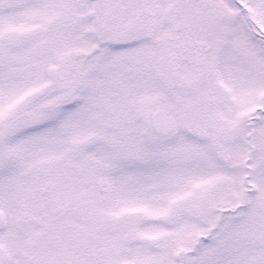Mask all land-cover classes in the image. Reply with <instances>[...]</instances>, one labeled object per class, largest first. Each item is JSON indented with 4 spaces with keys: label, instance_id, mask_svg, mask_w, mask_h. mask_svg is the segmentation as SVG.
I'll list each match as a JSON object with an SVG mask.
<instances>
[{
    "label": "snow or ice",
    "instance_id": "1",
    "mask_svg": "<svg viewBox=\"0 0 264 264\" xmlns=\"http://www.w3.org/2000/svg\"><path fill=\"white\" fill-rule=\"evenodd\" d=\"M0 264H264V0H0Z\"/></svg>",
    "mask_w": 264,
    "mask_h": 264
}]
</instances>
